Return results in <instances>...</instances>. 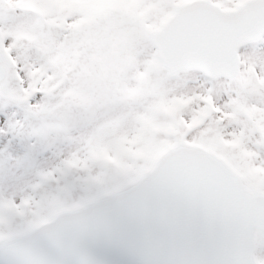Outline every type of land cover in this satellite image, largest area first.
I'll list each match as a JSON object with an SVG mask.
<instances>
[{
  "label": "snow or ice",
  "instance_id": "snow-or-ice-1",
  "mask_svg": "<svg viewBox=\"0 0 264 264\" xmlns=\"http://www.w3.org/2000/svg\"><path fill=\"white\" fill-rule=\"evenodd\" d=\"M132 6L113 63L74 42L72 0H0V264H264V0ZM83 74L131 167H71L58 102Z\"/></svg>",
  "mask_w": 264,
  "mask_h": 264
},
{
  "label": "rangeland",
  "instance_id": "rangeland-1",
  "mask_svg": "<svg viewBox=\"0 0 264 264\" xmlns=\"http://www.w3.org/2000/svg\"><path fill=\"white\" fill-rule=\"evenodd\" d=\"M72 3L75 6L74 10L80 13L73 25L74 42L87 43L94 49L95 55L106 56L113 63L119 62L122 56L119 45L125 36L131 35L133 30V25L129 22L135 15L132 0H72ZM26 36L29 40L33 39L31 35L26 34ZM73 59L71 53H66L64 56L66 62L71 63ZM102 86L87 74L77 75L58 102L61 107L57 121L60 132L74 143L79 144L83 141L81 147L87 149V154L82 152L76 155L73 152L71 167L74 169L82 171L91 167L93 161L106 162L120 168L131 167L128 152L120 151L118 154L108 155L107 145L113 139L112 129L107 126V121L95 122L98 108L94 101ZM139 90L138 80L130 79L128 95L135 96ZM173 108L174 105L171 104L162 105V110L166 112L172 111ZM121 115L126 116L127 112ZM55 203V201L50 202V204ZM67 208L72 207L60 204L54 207L53 211Z\"/></svg>",
  "mask_w": 264,
  "mask_h": 264
},
{
  "label": "water",
  "instance_id": "water-1",
  "mask_svg": "<svg viewBox=\"0 0 264 264\" xmlns=\"http://www.w3.org/2000/svg\"><path fill=\"white\" fill-rule=\"evenodd\" d=\"M71 212L72 210H66V211L59 212L56 215H66V214H70Z\"/></svg>",
  "mask_w": 264,
  "mask_h": 264
}]
</instances>
